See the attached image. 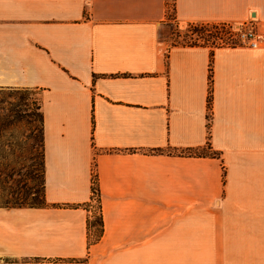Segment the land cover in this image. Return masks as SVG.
I'll return each instance as SVG.
<instances>
[{"label": "crops", "instance_id": "1", "mask_svg": "<svg viewBox=\"0 0 264 264\" xmlns=\"http://www.w3.org/2000/svg\"><path fill=\"white\" fill-rule=\"evenodd\" d=\"M171 1L0 0V89L40 94L44 179L40 207H0V264H264V0ZM174 22L260 47L169 45Z\"/></svg>", "mask_w": 264, "mask_h": 264}, {"label": "rangeland", "instance_id": "2", "mask_svg": "<svg viewBox=\"0 0 264 264\" xmlns=\"http://www.w3.org/2000/svg\"><path fill=\"white\" fill-rule=\"evenodd\" d=\"M171 7L172 1L169 0ZM211 25L200 31V28L193 29L194 25L174 22L165 26L164 37L169 45L196 43L217 48L233 47L238 43L236 34L240 25L239 28H235L237 24ZM39 102L40 94L36 90L0 89V207L20 205L16 202L22 198L27 199V204L41 202L43 168ZM91 205L90 224L94 239L100 232L97 199L91 200Z\"/></svg>", "mask_w": 264, "mask_h": 264}, {"label": "built area", "instance_id": "3", "mask_svg": "<svg viewBox=\"0 0 264 264\" xmlns=\"http://www.w3.org/2000/svg\"><path fill=\"white\" fill-rule=\"evenodd\" d=\"M236 37L238 38V43L234 46H242L249 49H258L260 47V37L252 30L250 26H242L240 30L237 32ZM92 200L96 199V181H95V173L92 177Z\"/></svg>", "mask_w": 264, "mask_h": 264}, {"label": "trees", "instance_id": "4", "mask_svg": "<svg viewBox=\"0 0 264 264\" xmlns=\"http://www.w3.org/2000/svg\"><path fill=\"white\" fill-rule=\"evenodd\" d=\"M209 24H200V25H194V27H192L193 29H197V28H200L199 30L202 31L204 30ZM210 26H213L210 24ZM199 31V32H200ZM185 46H189V47H194V46H203V45H197L196 43L195 44H191V45H185ZM209 72H211V64H209ZM211 82V76H210V73H209V84ZM210 105H211V90H210V86H209V94H208V99H207V107H208V110H210ZM207 119H208V116H207ZM208 126V124H207ZM41 148H42V136H41ZM42 168H43V163H42ZM42 176H43V173H42ZM44 181V179H43ZM44 185V184H43ZM43 185H42V197H41V202H35L33 201L34 199H32L33 202H31V204H27V199L26 198H22V199H19L20 202H16L20 205H17V206H12V207H6V208H23V207H40L42 204H43ZM97 195V193H96ZM18 200V199H17ZM24 205H23V204ZM22 204V205H21ZM99 226H100V232L99 234L101 233V226H102V221H101V217H100V220H99ZM90 227L91 224H90Z\"/></svg>", "mask_w": 264, "mask_h": 264}, {"label": "bare ground", "instance_id": "5", "mask_svg": "<svg viewBox=\"0 0 264 264\" xmlns=\"http://www.w3.org/2000/svg\"><path fill=\"white\" fill-rule=\"evenodd\" d=\"M235 28H239V25L237 24V25L235 26Z\"/></svg>", "mask_w": 264, "mask_h": 264}, {"label": "water", "instance_id": "6", "mask_svg": "<svg viewBox=\"0 0 264 264\" xmlns=\"http://www.w3.org/2000/svg\"><path fill=\"white\" fill-rule=\"evenodd\" d=\"M236 26V25H235Z\"/></svg>", "mask_w": 264, "mask_h": 264}]
</instances>
